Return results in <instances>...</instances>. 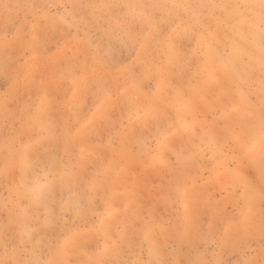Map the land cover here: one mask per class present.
I'll return each mask as SVG.
<instances>
[{
    "label": "bare ground",
    "instance_id": "1",
    "mask_svg": "<svg viewBox=\"0 0 264 264\" xmlns=\"http://www.w3.org/2000/svg\"><path fill=\"white\" fill-rule=\"evenodd\" d=\"M143 1L144 0H138V5L134 2H131L132 4L130 3L131 5L128 4L127 6L138 7L136 8V11H138L140 15L144 12V9L139 7ZM147 1H151L152 4L164 2V0ZM166 2L170 5H175L185 2V0H166ZM200 2L208 5H214L215 7H209L205 10L180 9L175 7L166 10H153L152 13L149 14L151 18L146 19L141 16L142 22L141 20L140 22L144 23V25L141 24L143 25L142 27H144L145 24H148V27H146L147 29L143 30V34L139 32V35L141 36L129 32L126 34L125 40L123 39L124 37L122 38L123 42L118 40L123 43L122 47L124 46L126 51L131 52L130 50H132L134 53L133 58H131L132 61L129 64L122 66L119 71V75L122 78L123 87L119 88L115 82H113L116 79L119 80L120 78L119 76L116 78V74V77L114 75L112 76L111 74H108L113 77L111 79L109 77L110 81H108V77L106 78V76L103 74L100 76L98 71H96L98 75L93 72L92 68H98L100 63L98 61V58L100 59L101 57L98 55L99 52L97 53L98 57L96 55V57H92L96 59L97 62L93 61V59V62H90L91 64L88 62L89 64H86V66L88 65V68L81 77L79 76L78 78L69 76L70 84H72L73 87H69L70 84L68 85L69 88L66 86L70 92L63 94L61 99L55 101V105H53L56 108H68V112H70V114L71 112L73 113L72 116H74L75 120L77 121V123L76 121L74 122L76 123V132L74 134L68 132V126L66 124L68 123V118L61 116V113H65V110L64 112L56 109L50 111V109H52L54 106L51 107L50 101H48L44 96L38 98L36 105H34L32 99L29 98L30 95L29 97L26 96L27 98H24L22 102H19V108L16 107L17 109H8L7 105L9 104L6 105V102L10 100L16 92H18V89H21V85L18 86V83L15 84L18 79L20 80L21 84L25 83L24 86H26L28 91L32 90L30 93L33 92L32 88L36 89L37 86H35V84L37 81L34 84L31 83V80L29 81V79H32V75L30 76L31 72L30 74L27 72L30 70V65H32V68L35 67L33 63H28L29 66H27V64L25 65V68L28 67V70H25L24 74L12 83V86L9 88L6 96H1L0 94V243H2L5 237H7V239L13 243H16L17 241H21V243L24 242L30 246L31 258L35 260H40L36 250H38L37 248H40L41 245L46 247V251H44L46 253V257L44 260L57 258L60 260H69L70 257L78 258L76 261H86L89 259L101 258L106 259L108 257L120 259V256H122L124 251L129 253V250L133 247L129 250L123 249V252L120 254V256L119 253H109L108 255L100 256L98 253L93 251V248L92 250L86 249V244L92 240L93 236L95 237V235H98V233L109 234L107 227L108 223L110 219L113 220L116 217L115 212L110 210L111 206L114 203L117 207H119L118 203L120 202V200L117 201V203L114 202L115 193L113 189L119 187L124 191L126 203H128L129 199L134 198L133 193L136 188L130 190L129 185L123 180V177L128 171L130 164H142L140 158L146 154V150L143 149H138V151L132 153V151L135 150H132L134 147L133 145L136 144L140 146L142 144L137 139V137L132 136V132L129 127L122 128L120 131L115 133L113 139H115L116 145H113V142L109 143L108 145L96 144L93 139V141L91 140L92 137L99 134V132L98 134L95 132L98 125L97 122L99 120L107 119L106 121L109 123V126L113 124V122H109L108 118L111 116L108 115L111 114L110 111H114L116 106L120 103L124 104L125 108L123 109H126V115L124 119L127 118V120H129L133 116H137L142 120L147 121L153 118V120H150V122L155 121V124L162 123V127L164 126L165 132L168 131L176 136L188 137L189 134H192L195 128H200L202 136L207 137L210 143L215 144L218 137H221L222 135L226 136V132L227 135L229 134L231 139H238V131H240V127L244 125L243 129L252 136V140H258L259 110L261 105L262 81H264V67H262V57H264V51L262 50H264V40L261 39L258 32L249 30L245 26L243 19L240 18L234 10L223 7L225 5L235 3L237 0H200ZM132 9L133 8H131V10ZM126 10L125 12L128 13V17L130 14L135 15L132 14L135 10H133L132 13H130L131 11L127 12ZM218 11L222 12L221 17L220 15H217ZM62 20L64 21V19ZM127 20H129V18H127ZM127 22L129 23V21ZM130 23L129 25H131ZM123 24L125 25V23ZM138 24L139 23H137V25ZM162 25L165 26V30L161 33L159 31L161 28L159 27ZM127 27L128 25H126V28ZM128 29H131L130 26ZM142 29L140 31H142ZM97 43H95V45ZM101 44L102 43L100 42L98 43V45ZM103 47H105V45ZM97 50L98 49H96V51ZM106 50L108 52V49ZM108 55H110V53ZM84 56L85 55L82 56V60H84ZM10 62H12V64L10 63L12 66L14 62ZM81 63H83V61ZM15 65L17 67L18 63L14 64V66ZM111 65H113V63ZM0 66L2 65L0 64ZM14 66H12L13 70ZM10 69H7L9 73L11 74V71L14 73V71ZM130 69H136V71L134 70L135 73L131 72ZM20 71L21 69L19 72ZM48 71L46 70V72ZM175 71L180 72L181 76H178L180 77L179 82H177L176 86H173L172 79L174 78H172V76L176 75ZM2 72L3 71H1V73ZM90 75L92 79H89ZM29 76L31 78H29ZM33 80L34 79H32V82ZM40 80L42 79H39L38 81ZM150 80H153L154 82L153 90L143 91V85H145L146 81L150 82ZM176 80L174 81V84ZM92 82H94V86L96 85L95 88L94 86L93 88L96 89L95 91H97V93L94 92V94H96L95 97L94 94L92 96L94 97L92 100L93 113L85 115V112H83L85 108L84 106L88 105L90 102L85 100L88 103L85 104L83 99V90L85 88L87 89V86L85 85H88ZM106 82H110V85H107ZM58 83L61 84V81ZM111 83H114L115 86H113L114 84L112 85ZM120 83L118 84L119 86H121ZM41 84L38 85V87H40ZM133 85H135V90L131 91ZM45 86L47 85H44V88H47ZM60 86H62V84ZM170 86L173 87L171 88ZM169 87L173 89V92H169L170 94L166 93V90H171ZM89 88H91V86H89ZM66 89H64V91L68 92V89L67 91ZM90 90L91 89H89V91ZM28 91L26 93H29ZM19 92L21 93L22 91L19 90ZM45 93L48 95L50 92ZM37 94H40V92ZM85 94H88V92H84V95ZM51 95L52 97L54 96L53 94ZM17 98L20 100L19 96ZM119 106L123 105L120 104ZM216 110H218L219 113L217 118L221 120V127L223 126L225 128L224 134L219 132L221 131L219 129L215 130V128H217L215 125L216 120L211 121L209 125L206 126L208 129L205 127L203 128V125H197L200 121H202L200 120L202 118L200 111L206 113ZM57 111H61V113ZM51 113H54V116ZM123 113L118 111L117 115ZM55 123L64 124V126H59L61 131L58 137L56 136L55 130H53V125ZM141 124L142 122L140 125ZM6 125L8 126L7 130H5ZM161 128L159 127V129L156 131L160 142L156 145L154 148V153L149 158V162L151 164L160 163L162 161L164 151L168 150L167 140L165 138H168L169 136H164V132H161L160 130ZM30 129L43 130L45 137L39 139V141L42 142V145L47 139L50 141L57 139L58 147L54 152H52L54 155H61L63 159L52 156L51 160L53 165L56 166L59 164L61 166L58 165L55 168H49L47 171H43L42 174H39L40 171H38L39 173L35 172L36 169H31V171L29 170L30 160H34V158H36V156H33V147L37 144L32 143L30 140H28V138L25 137L27 131ZM23 134H25L23 136L25 137V140L22 139L24 142L22 141L21 143L20 136ZM196 135H198V133ZM173 137V143L171 146H173V144L175 146L176 143H179L176 141L178 139L174 138L173 140ZM97 141L99 142L98 139ZM174 141L176 142L174 143ZM189 141L186 139L183 141V144L180 142L181 145L176 149V151L182 152L188 146ZM40 144L38 143L37 146L39 147ZM52 146L54 147V145L49 146L48 144V147H51V149ZM108 146L110 147L107 148ZM71 147L72 149H70ZM42 149L41 151H44L43 153H45V150ZM71 152H74L73 162H71V158L69 157ZM106 153L108 156H110V160L102 159L105 157ZM40 155L38 154L37 156ZM40 157L43 159V154ZM90 159L92 161H94L93 159L97 161L100 159V161H103L101 164V173L104 176L103 180H99L98 176H96V174L94 175L93 172L88 171L91 173L89 174L85 171L84 165ZM71 165L75 166V171L72 170L73 168ZM16 170L19 172L17 183H15V180H11L9 182V177L7 179L8 182L1 181L6 178V175H8L10 171H14L15 174ZM87 170H89V168ZM212 181L216 182L214 178ZM3 190H5L7 194L5 197L3 196ZM58 193H61L63 198L57 199ZM185 194L186 193L180 196L183 201H186ZM23 198L26 199L25 205L21 204ZM98 200L100 201L101 206V208L98 209L104 211L101 212L102 223L100 226L92 227L90 225H85V229H69L64 226L62 227V230H65L67 233L65 237L62 240L59 239L58 242L51 244L50 240L52 239L50 237L54 236L55 238H58L53 227L55 213H60V217L66 221V214L70 207H73L74 224L76 225L77 220L82 223L87 222V224H89L88 218H86L87 212H83V206L86 207L87 210H91L93 207L97 208L96 206L98 205L96 203L99 202ZM130 203H132L131 200ZM254 203H258L255 196ZM114 204L113 206H115ZM183 207L185 208V203ZM126 212H129V207H127ZM69 214H67V216ZM72 214L73 213L71 212L70 216H72ZM180 216L182 218L180 227L174 229V231L177 232L178 235L179 233L183 234L182 237H180L184 239L187 233L186 230L189 226V214L183 212L180 214ZM124 217H126V214H124L123 218ZM244 218L245 215L242 216L243 220H245ZM112 230H114L113 227ZM160 231L165 230L161 229ZM215 233L218 235L216 231ZM33 234L38 236V240L36 241V244L32 245L31 237ZM216 234H214V236ZM221 235L222 236L218 241L217 248L211 251L207 248V246H204L201 250H199L196 246V238L190 239V241L185 239L188 241L186 242L181 240L179 236H176L178 240L177 249L170 252H167L165 249L166 251L164 252V250L162 251L159 244L150 245L149 259H174L179 261V259L183 257L185 262L188 264H190V262L191 264H221L222 261L231 262L227 256L234 255L235 257H233L231 264L258 263V261H255V257L252 258L251 256H244L243 253L245 252L243 251V248H245L246 245H248V247L253 246L250 244L252 242L255 243L254 241L259 239L258 237L260 236V230H252V227L250 229L247 225L241 224L239 218L233 217L228 221L226 229ZM198 240H200V238H198ZM94 242H92V244ZM135 245L137 246V244ZM180 246L185 247L184 252H181L179 249ZM258 253L261 260V256L264 257L263 245H260ZM181 261L184 262L182 259L180 262Z\"/></svg>",
    "mask_w": 264,
    "mask_h": 264
},
{
    "label": "rangeland",
    "instance_id": "2",
    "mask_svg": "<svg viewBox=\"0 0 264 264\" xmlns=\"http://www.w3.org/2000/svg\"><path fill=\"white\" fill-rule=\"evenodd\" d=\"M144 1H143L144 3H151V1H147V0H144ZM13 2L23 4V3L29 2V0H13ZM85 2H86L85 6L87 4L89 5H87L88 7L87 6L85 8L83 7V9H77L78 17L76 16L72 17L73 16L72 13L71 14L70 12L66 13L65 9L61 8L60 12L64 13L67 19L61 18L60 23L61 22L62 23L60 24L59 28L52 27L49 24L48 20L43 15H39V16L31 15V14L25 13L24 11L11 12L6 15H0V49H3L5 46H7V50H8L7 60L9 61V63L7 61L8 63L7 69L11 68L10 70H13L12 66L18 63L17 67L16 65L14 66V70H13L14 73L11 71V74H10L7 69L5 70L2 62H0V64L2 65L0 67L4 68V69L0 68L1 69L0 70V94L1 96L3 95L6 96V94L9 91V88H11L12 86V83L15 80H17L19 77H21L24 74L25 70H28V67L25 68L26 64L27 66H29L28 63L30 64L33 63L35 65L34 68H32V65H30L29 66L30 70L27 71L29 72V74L31 72L30 76L32 75V79H34L35 81L33 80L32 82V79H29V81L31 80V83L33 84L37 81L36 83L37 85L35 84V86L37 87L38 85L42 83L40 87L38 88L36 87V89L32 88L33 92L30 93L32 90L30 89L31 91H28L26 89V86H24L25 83L21 84L20 80L18 79L15 84L18 83V86L21 85L20 86L21 89H18V92L14 94L15 96V97L13 96L14 98L11 97V99L6 102V105L9 104L7 105L9 110L16 108V107L19 108V105H18L19 102H22L24 98H27L26 96L29 97V95H30L29 98L32 99L34 105H36L38 98H40L41 96H44L48 101H50L51 107H53L55 105L54 103L55 101L60 100L63 94L65 93L67 94L70 92V90L68 89L69 87L72 86L69 80L70 77H78V78L79 76L81 77L86 72V69L88 68V65L86 66L88 62L90 63L92 59L93 61L97 62L96 59L92 57H96L98 52H99L98 55L101 56L100 59L98 58V61L100 63L98 65V68L96 67L92 68L93 72L96 73V71H98L100 76H102L103 74L104 76H106V78L108 77L107 78L108 81H110V79L113 78L108 74H111L112 76L113 75L115 76L116 74L117 76V77L115 76L116 78H118V76L120 77L119 75L120 68H122V66H124L125 64H129L132 61L131 58H133L134 53L132 50H130L131 52H129V51H126L124 46L122 47L123 39L125 40L126 34L129 32L137 34V35H139V32L143 34L144 33L143 30L147 29L146 27H148L147 26L148 24H145V26L142 27L144 23H141L142 22L141 19L142 17L146 19L151 18L149 14L152 12L149 13L144 10V12L139 15V12L136 11V8L138 7L127 6L128 4L131 5L132 4L131 2H134L135 4H137L138 0H114V1L113 0H106V1L104 0H100V1L99 0H95V1L85 0ZM143 2L141 3L144 4ZM109 5H111V7H109ZM131 8L133 9L131 10ZM126 9H129V10H126ZM125 10L127 12L131 11L130 13H132V11L135 10L137 13L133 11L134 13L132 14H135V15H131L129 13L130 15L128 17L127 16L128 13H126ZM219 12L220 11H218L217 15L218 16L220 15L221 17L222 12L220 13ZM115 14H116V17H115ZM127 18H129V20H127ZM62 19H64V21ZM126 20L129 21V23L131 22L130 23L131 25H129V23ZM123 23H125V25ZM137 23H139L138 24L139 26L137 25ZM126 25H128V27L130 26L132 30L128 29V27L126 28ZM135 27H138V28H135ZM159 28H161L159 30L161 33L162 31L164 32L165 26L162 25ZM141 29L142 31H140ZM68 39H69V42H68ZM118 40H121L122 42ZM97 42L98 43L100 42L102 44L105 43V44L98 45ZM95 43L97 44L95 45ZM104 45L105 47H103ZM94 46L96 49H98L97 51L94 48ZM106 49H108V52ZM107 53L108 54L110 53V55H108ZM83 55H85L84 60H82ZM55 60L57 61L59 60V61L57 62ZM10 61L14 62L12 66L10 65V63L12 64V62ZM80 61L81 62L83 61V63H81ZM45 63H47L48 65ZM112 63L113 65H111ZM118 64L121 67H119ZM20 69L21 71L19 72ZM136 69L134 70L136 71ZM46 70L47 71L50 70V71L46 72ZM1 71L3 72L1 73ZM131 72H134V71H131ZM98 73L96 74L98 75ZM175 73L176 75L172 74L173 76H175V77L172 76V78H174L175 80L177 79L178 81L176 80L174 84L175 80L172 79L173 86H176L177 82H179V79H180V77L178 76H181L180 72L175 71ZM37 74L39 78L37 77ZM30 76L29 78H31ZM35 78H37L38 80L39 79H42V80L38 81ZM89 79H92L91 75L89 76ZM59 81H61L62 86H60L61 84L58 83ZM113 82H115V84L119 88L123 87L121 77L119 78V80L116 79ZM148 82L149 81L145 82L146 86L143 85V91L153 90V84H154L153 80H150L149 83ZM119 83L121 86L118 85ZM106 84L110 85V82H106ZM115 84L113 86H115ZM44 85H47L45 86L47 88H44ZM35 86H32V87H35ZM64 86L68 87V88L66 87L68 89V92L64 91V89H66ZM85 86H87V89L85 88L83 90V97H84L83 99H84L85 104L87 102H90V103L89 104L87 103L89 107L88 105L84 106L85 108L83 112H85V115H88V114L93 113L92 100L96 95L94 94V92L97 93V91H95L96 89H94L96 86V85L94 86V82L89 83L88 85H85ZM89 86H91V88H89ZM173 86H170V87L172 88ZM48 88L50 91L48 90ZM89 89H91L90 90L91 92L89 91ZM19 90L22 92L20 93ZM27 91L29 93H26ZM86 91L88 92V94H85L87 96L84 95V92ZM38 92H40V94H37ZM45 92H50V93L46 95L47 93ZM169 92H173V89L166 90V93L170 94ZM51 94H53L54 96L52 97ZM93 94H94V97H92ZM17 95L20 97L21 101L17 98L18 97ZM58 95L60 96V98ZM49 97H52V98H49ZM85 100H87V102ZM120 104L123 106H119ZM120 104L117 105L118 107L116 106L114 111L112 110L113 112L110 111L111 114L108 115V116H111L110 118H108L109 122H113V124L109 126L108 125L109 123L106 121L107 119L99 120L97 122L98 125L95 131L96 134H98V132L99 134L92 137L91 140L93 139L96 142V144L108 145L109 143L113 142V145H116L115 139H113L115 133L120 131L122 128L129 127L132 132V136L137 137V139L142 144L140 146L136 144L133 145L134 147L132 146L133 147L132 150L134 149L135 150L132 151V153H135L136 151H138V149H143V150H146V154L144 156H141L140 158V161L142 164L140 165L138 163L136 165L130 164V166L128 167V171L123 177V180L129 185L130 190L131 189L133 190V188H136L133 193L134 198L129 199L128 203H126L124 191L119 187H116V189H113L115 193L114 202L117 203V201L119 200L120 202L118 203L119 207H117L116 204L114 203L113 204L115 206H113V204L111 206L110 210H113L115 212L116 217L113 220L110 219L108 223L107 227H108L109 234L98 233V235H95V237L93 236L91 241L92 242L95 241L94 242L95 245L94 243L92 244V242L89 241L86 244V249L92 250L93 248V251L95 253H98L99 247L102 245L104 241V237L107 235V236H110L112 240L116 242L118 241L117 242V253H119V256L123 252V249L129 250L130 248L133 247L132 249L129 250V253L124 251L122 253V256H120V260L122 261H137V260L149 261L150 260L149 259L150 245L159 244L161 246L162 251L164 250V252L166 250L167 252H170L178 248V240L176 236L182 237L183 234L179 233L178 235V233L175 232L174 229L180 227V224L182 221L180 214L183 212L189 214V218H188L189 226L186 230L187 233H186L185 238L182 239L180 237V239L188 242L185 239H188L190 241V239L196 238L197 239L196 246L198 247L199 250H201L204 246H207V248L210 251L216 249L218 246V241L220 237L222 236L221 234H223L224 230L226 229L228 221L231 220L233 217L239 218L241 224L247 225L248 228L250 229L252 227V230L254 229L260 230L261 215H262V211H264V204H263L264 203V181H262L260 173H259L258 155L255 158L250 157L247 154H245V152L242 149L243 144L250 142L252 140V136L243 129L244 125H242L240 127L241 130L238 131L239 132L238 139L237 138L231 139L229 134L227 135V132H226V136L222 135L221 137H218L216 140V143L212 144L208 141L207 137L202 136L200 128H198L200 133L198 132V129L195 128L192 134H189L188 137L187 136L180 137V136L171 134L168 131L165 132L164 126L162 127V123L155 124V121L150 122V120H153V118L147 121H144L137 116H133L129 120H127V118L124 119L126 115L125 114L126 109H123L125 108L124 104L122 103ZM54 107L50 109V111L53 109L54 110L56 109V110H61L64 112L65 110L66 114L61 113V111H57V112L61 113V116L68 118L67 119L68 123H66L68 126V130H69L68 132H70L71 134H74L76 132L75 125L77 121L75 120L74 116H72L73 113L71 112L70 114V112H68L69 111L68 108H56V107L54 108ZM117 108L120 110H118ZM118 111L120 113H123V112L124 113L117 115ZM200 115L202 117L200 120L202 121H200L197 125H203V128L205 127L206 129H208V127L206 126L209 125L211 121L216 120L215 125L217 128H215V130L219 129L221 130L219 132H222V134L225 133V128L223 126L221 127V120L217 118L219 116L218 110L210 111L206 113H203L202 111H200ZM75 121L76 123H74ZM141 122L142 124L140 125ZM105 125L108 127H106ZM59 126H64V124L55 123L53 125V130H55L57 137L60 135V131H61ZM7 127L8 126L6 125L5 130H7ZM159 127L160 128L162 127L160 130L161 132H164V136H169L168 138H165L167 140L168 150L164 151L163 156H162V161L160 163L151 164L149 162V158L154 153V148L156 147V145L160 142V139H158L157 133H156ZM197 133L198 135L199 134L200 135L199 136L196 135ZM27 134H28V137H27ZM27 134L26 135L23 134L22 136H20L21 143L22 141L24 142L25 140L24 138L26 137L32 143H37V144L41 143L40 146H42V147L39 146L40 147L39 148L36 144L33 147L34 154H35V155L33 154V156L34 157L36 156L38 160L36 158H34V160L33 159L30 160L29 170L31 171V169H34V170L36 169L35 172L39 173L38 171H40L39 174H42L43 171L45 172L49 168H55L56 166H58L59 164L56 166L53 165L52 160H51L52 156L63 159L61 155H56V154L54 155L53 153L58 147L57 139H55L54 141L52 140L50 141L47 139L46 141L43 142V145H42V142H40L39 139L42 137H45L43 130H40V129L31 130L30 129L29 131H27ZM24 135L25 137H23ZM216 136H220V135H216ZM172 137H173V140L174 138L179 140V141L176 140L177 142H179L178 144L176 143L177 145V146L175 145L176 147L174 146V144H173L174 147L171 146L173 143ZM97 139L99 140V142L97 141ZM186 139L188 141L190 140L188 143V146L182 152H177L176 149L181 144H183L184 143L183 141ZM176 141H174V143ZM48 144L49 146L54 145V147L52 146V149H51V147H48ZM109 147L110 146H108L107 148ZM41 149L45 150V153H43L44 151H41ZM48 149H51V150H48ZM70 149H72V147ZM73 153L74 152H71V155L69 156L71 158L70 159L71 162L74 161ZM38 154L39 155L43 154L44 156L42 157L43 159H41L40 157L41 155L37 156ZM102 159L110 160L111 158L106 153L105 157ZM93 160L95 162L90 159L85 163L84 165L85 171L93 172L94 175L96 174V176H98L99 180H103L104 176L101 173V168H102L101 164L103 161L102 160L100 161V159L98 160L99 162L95 159ZM45 167H46V170H45ZM71 167L73 168L72 170L75 171L76 169L75 166L71 165ZM88 168L89 170H87ZM134 170L138 172H135ZM18 177H19V172L17 170L15 171V174H14V171H10L8 175H6V178L1 181L8 182L9 180L10 182L11 180H15V183H17ZM213 178L216 180V182L212 181ZM184 193H186L185 194L186 201H183L180 198V196ZM3 196L4 197L7 196L5 190H3ZM254 196L256 200L258 201V203H254ZM61 198H63L62 194L58 193L57 199H61ZM22 200H21L22 202L20 201L21 204L25 205L26 199L23 198ZM130 200L132 201V203H130ZM121 202H122V205H121ZM183 202L185 203V208L183 207L184 205ZM96 204L98 206H96ZM96 204L95 206L97 208L93 207V209H91L92 211L89 209L87 210L86 207L83 206V212L84 213L87 212L86 218H88L89 224H87V222L82 223L78 220L76 222V225L74 224L73 222V215H74L73 209L74 208L73 207H70L68 211L70 214L71 212L73 214L72 216H70V214L67 212V214L69 215L67 216L66 214V219H67L66 221H64L60 217V213L58 214L55 213L54 215L55 221L53 223V227H54V231L58 238H55L54 236L50 237L52 239L50 240L51 244H54L58 242L59 239L62 240L65 237L67 233L65 230H62V227L64 226L69 229H76V228L85 229L84 227H86L87 225H90L92 227L100 226V224L102 223L101 212H104V211L99 210L101 208L100 201L97 202ZM127 207H129L128 213L126 212ZM124 214H126V217L123 218ZM243 215H245V218H244L245 220L242 219ZM112 227L114 230H112ZM161 229H164L165 231H160ZM212 229H213V232H212ZM215 231L218 233V235L215 233ZM214 234L216 235L214 236ZM33 235L31 237L32 245L36 244V241L38 240V236L34 235L35 236V239H34ZM198 238H200V240H198ZM258 238L259 239L257 241L259 243L257 241H254L255 243L252 242L250 244L253 246L249 245L250 247H248V245H246V247L243 248V251L245 253H243V251L242 253L246 257L247 256H251L252 258L255 257L254 258L255 261H258L257 264H264V260H263L264 257L261 256V260H260L259 258L260 255H258L260 245L264 246V240L260 239V236ZM15 244H18L21 248L26 247L30 250V246L24 242L21 243V241L20 242L17 241ZM135 244H137L139 248ZM41 247L37 248L38 250H36V253L40 257V259L41 258L44 259L46 257V253L44 252L46 251V247H44L43 245H41ZM179 249L181 250V252H184L185 247L180 246ZM233 257L235 256L234 255L227 256V258L230 259L231 262L233 260ZM107 259H114V258L108 257L105 260ZM181 259L184 261V262L181 261L182 262L181 264H185L186 262L184 258L181 257L179 261ZM69 260L76 261L78 260V258L70 257Z\"/></svg>",
    "mask_w": 264,
    "mask_h": 264
},
{
    "label": "clouds",
    "instance_id": "3",
    "mask_svg": "<svg viewBox=\"0 0 264 264\" xmlns=\"http://www.w3.org/2000/svg\"><path fill=\"white\" fill-rule=\"evenodd\" d=\"M83 7H85V0H29V2L23 4L14 3L13 0H0V15L20 11L36 16L43 15L52 27L59 28L61 18L67 19L65 14L60 12L61 8L65 9L66 13L71 12L73 16H77V9H82ZM139 7L150 13L156 9L166 10L172 7L205 10L215 6L201 3L200 0H185L183 3L170 5L164 0V2L156 4L144 3L139 5ZM223 7L234 10L243 19L245 26L253 32H258L261 39L264 40V8L261 7V0H237V2ZM7 55L8 50L7 46H5L0 49V62H2L5 69L8 66ZM34 261L37 260L31 258V252L28 248H21L19 245L9 241L7 237L0 243V264H33ZM38 261H50L55 264L60 259H40ZM155 261H160L161 264H170V262L181 264L180 261L174 259L149 260L145 262ZM221 264H231V262L222 261Z\"/></svg>",
    "mask_w": 264,
    "mask_h": 264
},
{
    "label": "snow or ice",
    "instance_id": "4",
    "mask_svg": "<svg viewBox=\"0 0 264 264\" xmlns=\"http://www.w3.org/2000/svg\"><path fill=\"white\" fill-rule=\"evenodd\" d=\"M261 7L264 8V0H261ZM262 67H264V57H262ZM134 71V69H130ZM135 90V85L131 91ZM259 138L258 140H251L242 145V149L250 157H257L259 163V173L262 181H264V81H262V95H261V105L259 110ZM260 236L264 240V211H262L261 222H260ZM109 253H117V242L112 240L110 236H105L103 244L99 247L98 255L105 256ZM33 264H53V262L45 261H34ZM55 264H161L160 261L155 262H145V261H122L120 259H89L86 261H72V260H60L55 262ZM170 264H175V262H170Z\"/></svg>",
    "mask_w": 264,
    "mask_h": 264
}]
</instances>
